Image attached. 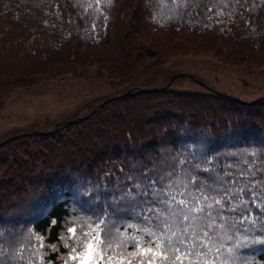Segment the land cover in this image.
Listing matches in <instances>:
<instances>
[{
	"label": "trees",
	"instance_id": "obj_1",
	"mask_svg": "<svg viewBox=\"0 0 264 264\" xmlns=\"http://www.w3.org/2000/svg\"><path fill=\"white\" fill-rule=\"evenodd\" d=\"M206 52L264 64V0H0V101L92 64L119 94L132 89L56 131L0 139V264H64L68 229L99 220L109 238L183 239L192 222L176 201L197 198L212 212L201 264H264V98L133 84L172 55Z\"/></svg>",
	"mask_w": 264,
	"mask_h": 264
},
{
	"label": "rangeland",
	"instance_id": "obj_2",
	"mask_svg": "<svg viewBox=\"0 0 264 264\" xmlns=\"http://www.w3.org/2000/svg\"><path fill=\"white\" fill-rule=\"evenodd\" d=\"M96 68L97 65L92 64L85 71L61 73L40 84L20 88L2 99L0 139L25 134L33 127H36L34 132L47 130L54 122H60L74 112H87L101 99L119 94L123 88L111 86L109 77L99 75ZM183 72L185 74L174 78L170 88L207 92L209 88L198 78L228 95L245 100L264 95V64H227L211 52L172 55L141 74L133 84L139 88L160 87Z\"/></svg>",
	"mask_w": 264,
	"mask_h": 264
},
{
	"label": "snow or ice",
	"instance_id": "obj_3",
	"mask_svg": "<svg viewBox=\"0 0 264 264\" xmlns=\"http://www.w3.org/2000/svg\"><path fill=\"white\" fill-rule=\"evenodd\" d=\"M107 2H110V0H107ZM244 191L243 188H237L235 192H231V199H239ZM201 195L203 200L207 201L209 199L207 195L203 193ZM173 200H175V197H173ZM223 201L224 197L222 196L214 203L223 206ZM176 203L180 206L178 215L182 220L192 222L188 227L181 229L183 239L173 232L172 236L165 240L162 236H158L155 231L147 228L142 229V231L147 233L148 239L143 237L139 239L136 237H120L119 235L115 238H109L104 221L99 220L94 225L91 223L85 224L79 230L75 227L68 229V232L72 234L71 238L74 246L71 247L68 259L65 260L64 264H69V261L76 262V264H133L132 258L137 259V264H185V261L188 264H201V256L206 255L204 250L208 248V244L204 241L212 242V236L206 230L211 228L212 224L202 225V221L211 218L212 212H206L205 207L200 206L199 198L192 207L188 206L189 201L185 199L176 201ZM212 207V203L207 204L208 209ZM84 228L87 230L85 231ZM40 240L42 247V238ZM129 240L132 242L135 251L129 253L126 257L123 249ZM189 243L191 246H189ZM117 248L120 249L119 252L116 251ZM197 248H199V251H197ZM217 251H219V248ZM192 257H196V259L193 260ZM203 264H209V261L205 260Z\"/></svg>",
	"mask_w": 264,
	"mask_h": 264
},
{
	"label": "water",
	"instance_id": "obj_4",
	"mask_svg": "<svg viewBox=\"0 0 264 264\" xmlns=\"http://www.w3.org/2000/svg\"><path fill=\"white\" fill-rule=\"evenodd\" d=\"M182 74H185V73H184V72H183V73H177V74L174 75V76L171 78V80H170L168 83H166L164 86H160V87H152V88H144V87L139 88V87H138L137 90H138V91H146V90H147V91H150V90H157V89H161V88H163V87H167V86H169V85L171 84V82L174 80V78H175L176 76H178V75H182ZM196 79H197L199 82H201L202 84H204V85H205L207 88H209L210 90H212V91H214V92H217L218 94L223 95V96H230L231 98H233V99H235V100H237V101H239V102H242V103H254V102H256L257 100L264 98V95H262V96H259V97L254 98V99H251V100H245V99H242V98L237 97V96H234V95H228L227 93L222 92V91H220V90H218V89H216V88H214V87L208 85V84L205 83L203 80H200V79H198V78H196ZM131 90H132V89H128L127 91H125V92H123V93H120L119 95L126 94V93L130 92ZM113 98H114V96H109V97H107L106 99H104L103 101L99 102L98 105L102 106L105 102H107V101H109V100H111V99H113ZM95 109H96V108L94 107V108L92 109V111H95ZM87 115H88V114L81 115L80 118H81V119H84ZM74 120H76V118H72V119H70V120H67V122L70 123L71 121H74ZM58 125H59V122L56 123L54 129H50V130H36L35 132H37V133H46V134H48V133L51 132V131H55V130L58 128ZM22 134H24V133H22ZM20 135H21V133H18V134H15V135H11V136H8V137H7L6 139H4V140H5V141H7V140H11V139L16 138V137H18V136H20Z\"/></svg>",
	"mask_w": 264,
	"mask_h": 264
}]
</instances>
